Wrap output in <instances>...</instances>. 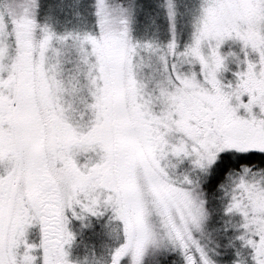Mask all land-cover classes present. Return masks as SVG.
<instances>
[{"label": "snow or ice", "instance_id": "6c2138e0", "mask_svg": "<svg viewBox=\"0 0 264 264\" xmlns=\"http://www.w3.org/2000/svg\"><path fill=\"white\" fill-rule=\"evenodd\" d=\"M0 264H264V0H0Z\"/></svg>", "mask_w": 264, "mask_h": 264}, {"label": "rangeland", "instance_id": "374dc122", "mask_svg": "<svg viewBox=\"0 0 264 264\" xmlns=\"http://www.w3.org/2000/svg\"><path fill=\"white\" fill-rule=\"evenodd\" d=\"M96 2L99 4L100 0H96ZM103 3L106 7H110L112 4L123 3V0H103ZM89 4H91V0H89ZM77 12L79 13V15H76ZM64 13L65 14H56L60 21L58 25V31L82 32L85 28L90 29L92 27L93 19L91 7L86 6L84 4H80L79 7H76L75 3H70L69 6L65 7ZM109 54V51L106 50L105 55L108 56ZM14 72L17 77H19V72L24 74L21 86L24 93H26L30 98L31 80L26 65H24L23 63L16 64L14 66Z\"/></svg>", "mask_w": 264, "mask_h": 264}, {"label": "flooded vegetation", "instance_id": "af4514ba", "mask_svg": "<svg viewBox=\"0 0 264 264\" xmlns=\"http://www.w3.org/2000/svg\"><path fill=\"white\" fill-rule=\"evenodd\" d=\"M23 76H24V74L21 73V72H19V77H18L19 82H18V85H19V88L21 89L22 92H24V91L22 90V86H21V84H22V82H23ZM30 91H31V88H30Z\"/></svg>", "mask_w": 264, "mask_h": 264}]
</instances>
